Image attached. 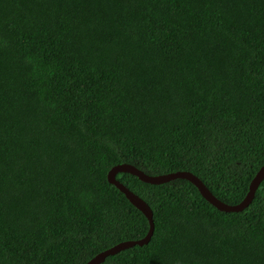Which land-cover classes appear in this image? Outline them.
<instances>
[{"label": "trees", "instance_id": "obj_1", "mask_svg": "<svg viewBox=\"0 0 264 264\" xmlns=\"http://www.w3.org/2000/svg\"><path fill=\"white\" fill-rule=\"evenodd\" d=\"M264 161V0H0V264H82L143 236L114 163L236 203ZM148 241L98 264H264V177L223 211L115 174Z\"/></svg>", "mask_w": 264, "mask_h": 264}, {"label": "water", "instance_id": "obj_2", "mask_svg": "<svg viewBox=\"0 0 264 264\" xmlns=\"http://www.w3.org/2000/svg\"><path fill=\"white\" fill-rule=\"evenodd\" d=\"M117 172H128L135 175L141 181L153 184L162 183L174 178H184L191 182L196 187L200 195L210 204H212L215 208L223 211H238L248 204V202L253 196L254 190L256 189L258 183L264 177V161L260 164V166L254 172L253 176L250 178L244 196L236 203H226L216 198L205 186V184L196 175H194L188 170H173L158 174H148L142 171L141 169L137 168L133 164L127 162H118L112 164L106 171V180L109 183L113 184L121 193H123L125 198H127V200L144 215L148 222V229L146 233L139 238L120 240L96 252L82 264H98L108 254H113L121 249L130 247L134 244L141 245L146 243L151 235L153 229V222L152 213L148 204L140 196L131 191L117 178H115V174Z\"/></svg>", "mask_w": 264, "mask_h": 264}]
</instances>
